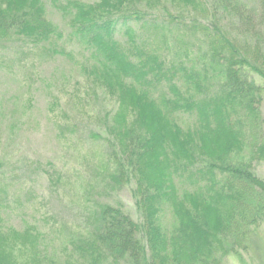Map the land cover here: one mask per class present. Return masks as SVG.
Here are the masks:
<instances>
[{
  "label": "trees",
  "instance_id": "obj_1",
  "mask_svg": "<svg viewBox=\"0 0 264 264\" xmlns=\"http://www.w3.org/2000/svg\"><path fill=\"white\" fill-rule=\"evenodd\" d=\"M144 1L0 0V37L8 38L0 44L15 39L21 49L68 59L77 52L88 79L114 98L116 109L103 115L113 137L95 139L107 143L113 190L132 186L140 216L92 203L84 231L62 240L31 224L7 227L0 205V264H221L248 250L264 223V180L255 173L264 162L263 88L244 73L248 67L264 81V0H180L187 12L169 19L155 12L159 0ZM48 7L67 37L46 17ZM158 22L202 40L204 57L186 52L174 62L144 48L135 26ZM240 36L256 48L241 49ZM182 79L200 100L184 96ZM207 82L218 91L204 98ZM182 118L194 122L184 127Z\"/></svg>",
  "mask_w": 264,
  "mask_h": 264
},
{
  "label": "rangeland",
  "instance_id": "obj_2",
  "mask_svg": "<svg viewBox=\"0 0 264 264\" xmlns=\"http://www.w3.org/2000/svg\"><path fill=\"white\" fill-rule=\"evenodd\" d=\"M81 1L92 4L99 0ZM158 2L155 12L161 18L187 12L180 0ZM46 17L67 32L53 8L48 7ZM158 24L135 26L148 51L158 49L174 62L179 54L187 59L186 52L190 59L204 57L207 49L202 40ZM116 38L123 44L127 41L122 32ZM237 41L241 49L256 48L255 41L244 36ZM21 44L15 39L0 44V205L5 225L19 231L27 224L35 225L37 230L47 231L49 238L62 235L63 240L84 231L88 208L96 202L120 206L140 221L132 186L113 190L109 170L104 172L107 143L95 139L98 134L113 137L105 132L103 115L116 109L114 98L88 79L79 53L68 59L21 49ZM62 44L70 48L68 42ZM259 48L264 57V36ZM244 69L248 80L263 88L260 109L264 118V81L248 67ZM185 84L183 79L178 84L184 96L200 100L202 95ZM205 85L204 98L218 91L211 82ZM181 122L187 127L194 119L182 118ZM255 173L264 180V162L255 165ZM161 222L171 228V214L163 213ZM251 239L248 250L223 258L221 264H264V223L253 230ZM61 244L56 239L55 245Z\"/></svg>",
  "mask_w": 264,
  "mask_h": 264
}]
</instances>
